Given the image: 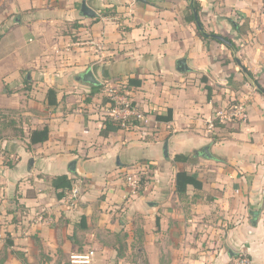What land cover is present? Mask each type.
I'll return each mask as SVG.
<instances>
[{
  "label": "crops",
  "instance_id": "obj_1",
  "mask_svg": "<svg viewBox=\"0 0 264 264\" xmlns=\"http://www.w3.org/2000/svg\"><path fill=\"white\" fill-rule=\"evenodd\" d=\"M192 1L0 0V112L12 120L0 139L12 159L0 151V264H65L80 251L74 228L123 202L145 204L149 264H229L239 250L264 264V96L243 72L264 87V0H197L204 32L233 48L198 34ZM82 3L95 16H83ZM87 70L100 88L78 80ZM108 88H123L144 120L113 123ZM239 106L244 116H216ZM168 108L172 119L157 121ZM45 125L47 140L29 144L30 130ZM220 132L227 136L215 140ZM208 144L211 158L193 153ZM132 164L150 171L133 205L122 176ZM182 170L202 187L179 197ZM61 174L74 179L75 200L69 191L56 197L51 178ZM100 249L92 264L123 262H107L111 252Z\"/></svg>",
  "mask_w": 264,
  "mask_h": 264
},
{
  "label": "rangeland",
  "instance_id": "obj_2",
  "mask_svg": "<svg viewBox=\"0 0 264 264\" xmlns=\"http://www.w3.org/2000/svg\"><path fill=\"white\" fill-rule=\"evenodd\" d=\"M113 90L117 96H124L125 99L131 103V101L124 95L122 91L123 88ZM108 98L110 97L108 96ZM111 103V105L117 104L113 100H111ZM118 109H122V107H119ZM0 114H2V112H0ZM122 114L123 112H121V115ZM6 120L7 118H3V120L0 121V134L3 136H8L12 133V131L5 126ZM134 122L139 121L131 118L128 125H133L132 123ZM0 151L3 154L2 160L4 162H10L12 160L9 156L4 157L6 151L3 152L4 150L2 148H0ZM133 165L135 164H132L131 166ZM140 166L141 165H137L136 168L138 169ZM149 174L150 171L148 168H140L138 170L140 188L135 193L129 194L128 197L131 199V202H127L128 204H131L136 200V197L130 196L136 195L140 191L142 184L144 185V182L148 179L147 176ZM122 176L124 177L125 175ZM123 182H125V178H123ZM115 205L116 207H113L107 215L106 212L105 214L102 212L94 214L91 225H89L86 230L82 231L83 229L78 225L74 228L72 235L73 251H86L90 249L95 250L93 256V260L95 261L96 253L99 251L100 247H104L102 249H106L111 252V256L108 255L109 253L105 254L107 262L110 261V263H114V261H123L121 264H124L126 261L129 264H149L144 248V227L146 226L144 217L145 204H143V209L136 207L137 205L128 207L124 202ZM153 226L154 230L152 229V231H155V225ZM102 249L100 250L103 251ZM19 252L23 254L21 250ZM20 258L21 260L23 259L22 261L25 260L24 256H20ZM42 259H44V256ZM66 259L67 261H65V264H69V256ZM229 264H231V260Z\"/></svg>",
  "mask_w": 264,
  "mask_h": 264
},
{
  "label": "trees",
  "instance_id": "obj_3",
  "mask_svg": "<svg viewBox=\"0 0 264 264\" xmlns=\"http://www.w3.org/2000/svg\"><path fill=\"white\" fill-rule=\"evenodd\" d=\"M199 10H200V6H199L198 1L193 0L192 3L190 4V7H189V18L188 19L190 21L194 22V12H196L198 15ZM103 14L104 15L108 14V11L105 10L103 12ZM197 32H198V34H200L204 37H208V36L210 37L211 36V35L204 34V30L203 29L200 30L198 28V26H197ZM228 40L230 41V45H229L230 48H233L234 43L230 39H228ZM243 72L252 79L254 86L256 87V90L261 95L264 96V87L260 85L258 80L252 76V74L249 72V70H247V68H243ZM100 86L101 85L99 84V85H96L93 87L98 89V88H100ZM205 88L207 90V94H206L207 99H209L211 96V88L208 85H206ZM46 97H47V104L49 107H53L54 105L57 104L56 93H55V90L53 88H49V90L47 91ZM105 98L107 99V101H110V99L107 96ZM0 117H2V118H0V121L3 120V118H7V116L6 115L3 116V114H0ZM155 119L157 121H161V122L170 121L172 119V110L170 108H168L165 113L157 114L155 116ZM112 121H113V123L116 122L115 120H112ZM11 122H12V120H8V118H7V120L5 122V126L8 127L9 125L12 124ZM135 123H137V122H134L132 124H135ZM117 125L120 126L118 123H117ZM214 125L221 127V128L223 127V124H220L215 119H214ZM48 133H49V128L46 125L43 126L42 128H39V129L30 130L29 135H28L29 144H36V143H40V142L47 140ZM105 133H106V130H104V129L100 130V134L103 135ZM226 136H227V134H225V132H220V133H218V135H215V140L225 138ZM2 137H3V135L0 134V139ZM189 157H190L189 154H176L173 159H174V161L184 162ZM73 183H74V179L67 177V175H65V174L57 175V176L51 178V184L56 191L55 194H56L57 198L64 197L65 193L72 188ZM188 185H192V186H194V188H198V189L202 187V183L196 178V176H194L191 173H188L185 170L178 171L175 174V191L179 197L185 196L186 189H187ZM142 186H143V184H142ZM84 219L85 218L82 217V219L80 221L81 224H84ZM155 223H156V227H159V222H158L157 218H156ZM82 227H84V225Z\"/></svg>",
  "mask_w": 264,
  "mask_h": 264
},
{
  "label": "built area",
  "instance_id": "obj_4",
  "mask_svg": "<svg viewBox=\"0 0 264 264\" xmlns=\"http://www.w3.org/2000/svg\"><path fill=\"white\" fill-rule=\"evenodd\" d=\"M113 89L116 88H108L107 96H109L110 101H108L110 108V117L116 121L121 127H127L131 118L137 119V121H141L144 119L142 113L138 110L136 106L132 104V102H128L124 96H117ZM111 100L115 101L114 105H111ZM120 101V102H118ZM116 105V106H115ZM122 107V109H118ZM121 112L123 114L121 115ZM241 114L244 116L245 108L243 106H239L236 111H233L230 114L225 113L224 111L217 112V118L220 122H223L225 118L228 116H237ZM213 122L209 123V127H212ZM1 158V155H0ZM140 168H136L135 166H130L128 170L125 171V182L127 185V192L129 194L135 193L140 188V177L138 175V170ZM78 190L76 187H72L69 190V195L72 200H75L77 197ZM94 256V250H86V251H77L73 252L69 255V264H92ZM231 264H252V260L247 255V253L243 250L236 251L231 259Z\"/></svg>",
  "mask_w": 264,
  "mask_h": 264
},
{
  "label": "water",
  "instance_id": "obj_5",
  "mask_svg": "<svg viewBox=\"0 0 264 264\" xmlns=\"http://www.w3.org/2000/svg\"><path fill=\"white\" fill-rule=\"evenodd\" d=\"M81 12H82L83 16H87V17H93L96 14L91 8L86 6L85 3H82ZM194 20H195V23L198 26V28L200 30H202L203 28H202V25L200 24V21H199V18H198V15H197L196 12H194ZM204 34L211 35V37H213L214 39L219 40V41H221V42H223V43H225L227 45H230V41L228 39H226L225 37L221 36L220 34H215V33L208 34L206 32H204ZM186 69H187V66L185 64V60L183 58L179 59L178 60L177 70L182 72V71H185ZM78 80H80L82 82H85L87 84H91V85L100 84V82L94 77V75H93L91 70H87L86 72L82 73L81 76L78 78ZM193 153L196 156H201L203 158H211L212 157V154L210 152V145L209 144L208 145H204V146L198 148L197 150H194ZM163 154H164L165 157L168 156V144H167V141H165L164 146H163ZM74 165H75V162L72 161L70 163V165H69V168L70 169H74ZM250 213L255 219L257 218V214L255 212H250ZM253 223L256 224V220Z\"/></svg>",
  "mask_w": 264,
  "mask_h": 264
}]
</instances>
